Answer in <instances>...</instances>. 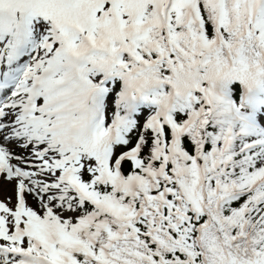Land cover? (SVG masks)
I'll use <instances>...</instances> for the list:
<instances>
[{
  "label": "snow or ice",
  "instance_id": "6c2138e0",
  "mask_svg": "<svg viewBox=\"0 0 264 264\" xmlns=\"http://www.w3.org/2000/svg\"><path fill=\"white\" fill-rule=\"evenodd\" d=\"M0 264H264V0H0Z\"/></svg>",
  "mask_w": 264,
  "mask_h": 264
}]
</instances>
